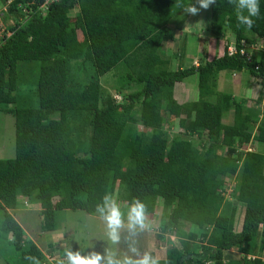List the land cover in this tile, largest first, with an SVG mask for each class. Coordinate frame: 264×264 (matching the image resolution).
I'll use <instances>...</instances> for the list:
<instances>
[{
    "label": "trees",
    "instance_id": "16d2710c",
    "mask_svg": "<svg viewBox=\"0 0 264 264\" xmlns=\"http://www.w3.org/2000/svg\"><path fill=\"white\" fill-rule=\"evenodd\" d=\"M29 1L12 0L6 15L15 18L12 34L0 44V106L12 113L15 130L14 157L0 159V238L9 237L15 264H33L28 257L45 264L47 255L23 236L14 216L20 198L37 205L41 230L55 233L56 211L100 216L97 205L112 193L126 203L124 219L134 201L146 215L161 201L156 235L173 232L178 243L159 264H264V151L246 149L252 141L264 144V50L260 60L256 51L252 60L225 52L171 68L161 50L188 17L175 4L191 0H60L47 11L36 0L25 13L19 3ZM259 2L248 29L228 0H217L210 6L211 35L222 39L227 28L239 48L242 40L264 43ZM31 60L40 61L35 101L18 106V62ZM118 67L125 70L121 98L101 82ZM225 70L260 78L256 107L218 91ZM191 75L198 76L199 98L178 102L176 84ZM131 83L137 88L124 92ZM172 118L181 132L164 127ZM229 176L232 201L222 187ZM236 204L244 209L239 230Z\"/></svg>",
    "mask_w": 264,
    "mask_h": 264
},
{
    "label": "rangeland",
    "instance_id": "374dc122",
    "mask_svg": "<svg viewBox=\"0 0 264 264\" xmlns=\"http://www.w3.org/2000/svg\"><path fill=\"white\" fill-rule=\"evenodd\" d=\"M196 0L192 3L195 4ZM198 7V5H196ZM7 4L4 0H0V16H2V22L0 25V44L5 36V29L8 26L14 24L15 18L6 19L4 17L7 12ZM75 15H72L74 18ZM210 17L211 10H201L198 15H188L186 19L182 21L181 29H174V38L168 40L163 44L161 53L165 57L171 58V68H178L181 65L190 66L200 64V60L203 57L212 59L215 56H219L224 53V46L226 43L232 44L235 42V35L226 28L225 36L222 39H217L211 35L210 31ZM202 22V23H201ZM199 23V24H198ZM186 25L192 27L185 29ZM172 26V25H171ZM174 26H172L173 28ZM185 29V30H184ZM10 34V33H8ZM186 34V35H185ZM186 36L187 51L184 58V62H181V58L177 56L179 54L182 44L185 41ZM260 45H264L261 41ZM260 47V46H259ZM261 48V47H260ZM261 53H258V57ZM40 67V61H20L18 62V84L16 89L17 102L16 105L30 106L35 101L36 82ZM123 67V66H122ZM125 73L122 68H115L101 77V82L107 92H110L114 97L121 98L122 95L118 93L121 81V75ZM232 71H222L218 76L219 91L233 92L236 94V98H246L248 100V106H257L256 99L261 87L260 78L254 77L251 74L247 76L251 80V85L248 89L243 90L238 87L242 82V75L238 74L232 76ZM123 79V78H122ZM254 85V87H253ZM137 88L134 83L124 91L127 92ZM242 90V91H241ZM175 98L178 102H185L188 100H197L199 98L198 88V76L191 75L185 81L177 83L175 87ZM215 97H213L214 99ZM26 103V104H25ZM259 106V105H258ZM10 107V106H9ZM231 111L225 113L222 118L223 123H227L230 120ZM177 118H172L171 122L164 125L165 128H169L171 133L181 132ZM138 131L143 130L141 127H137ZM14 117L12 113L6 110L4 105L0 106V159L12 158L15 155V135H14ZM197 144V141L194 140ZM253 150L264 151V144L251 142L248 145ZM224 185L222 186L225 193V198L232 201L234 196L231 194L230 189L232 180L234 177L222 178ZM235 181V180H234ZM221 187V188H222ZM219 188L218 190H220ZM110 197L120 206H125V202L112 193ZM21 205L15 210L14 216L17 221L23 227V236L26 240H33L39 248H41L46 255L45 264H66L65 250L71 249L72 251H79L81 255H89L92 252L104 254L106 251H112L116 254V258L122 259L125 255L133 256L130 252V246L135 247L140 257L144 253H149L152 257L157 259H164L167 247L176 245L177 237L173 232L167 231L164 233V238L159 239L157 232L159 229L158 219L162 209L161 201H158L155 212L152 215H146L147 228L144 230L137 229L133 234L125 226L120 230V242L113 244L107 235L106 223L100 216L86 213L83 210H58L56 211V217L59 223V229L55 233H45L40 228L41 216L39 215L37 205L27 204L24 202V198H20ZM124 213L125 209H121ZM235 229L239 230L243 219V207L241 204L235 206ZM125 225H127V218ZM2 221V212L0 211V224ZM9 237L0 238V264H15L17 256L12 254L10 248ZM227 254L232 257L241 256L236 249H230ZM50 255V256H48ZM252 256V255H251ZM133 256V258H140Z\"/></svg>",
    "mask_w": 264,
    "mask_h": 264
},
{
    "label": "clouds",
    "instance_id": "9594fccd",
    "mask_svg": "<svg viewBox=\"0 0 264 264\" xmlns=\"http://www.w3.org/2000/svg\"><path fill=\"white\" fill-rule=\"evenodd\" d=\"M216 3L217 0H196L195 4H193L191 0L187 5L177 2L175 6L181 8L185 15L195 16L198 15L201 10H208L210 6L215 5ZM228 3L234 6L238 23L251 29L254 26L253 18L258 17L260 14L259 0H228ZM196 5H198V7ZM190 27L192 26L186 25L185 29ZM258 41L260 40L255 41V43H258ZM226 46L228 47V43H226ZM263 50V47L254 50L256 51L259 60L262 58ZM225 52H227V49L226 51L224 49V53ZM258 53H261L260 57H258ZM234 182L235 181L232 180L233 184L229 185L231 186L230 192H232ZM223 194L225 195L224 192ZM96 211L106 223L108 230L107 235L113 244H118L120 242V230L125 226L133 234L136 233L137 229L142 231L147 228L146 208L145 205L139 201H134L128 208L127 225H125L124 214L122 213L120 206L115 200L107 195L103 198V203L97 205ZM129 250L133 256L140 257V254L135 247L130 246ZM65 256L67 258L66 264H159L158 259L152 257L149 253H144L140 258H133V256L125 255L122 259H118L116 258V254L112 251H106L104 254L92 252L85 256L81 255L79 251H72L69 248L65 250ZM27 259L32 260L33 264H39V260L35 257H28Z\"/></svg>",
    "mask_w": 264,
    "mask_h": 264
},
{
    "label": "built area",
    "instance_id": "2783aa9c",
    "mask_svg": "<svg viewBox=\"0 0 264 264\" xmlns=\"http://www.w3.org/2000/svg\"><path fill=\"white\" fill-rule=\"evenodd\" d=\"M58 1H60V0H44L41 4H39V7H40V9H42V10H44V11H47L49 8H50V6H51V4H53V3H55V2H58ZM12 2V0H9L6 4H7V9L5 10L6 12H7V14H8V12H9V5H10V3ZM34 4H37L36 3V0H30L29 2H27V3H23V2H21V3H19V7L20 8H22V11H24L25 13L27 12V11H32L33 9H32V5H34ZM7 14H5L4 15V17L7 15ZM2 16H0V25H1V22H2V18H1ZM9 19V18H8ZM5 31V33L9 36V35H11L12 33H11V31L10 30H8V27H7V29H5L4 30ZM8 33H10V34H8ZM4 38V37H3ZM262 48L263 46L262 45H260V44H258V43H255V42H253V43H249V42H247L246 40H242L241 41V48H239L238 46H237V43H236V41L235 42H233L232 44H228V47H227V52H228V54L229 55H233V54H236V53H239V54H241L242 56H245L248 60H252V58H253V52H254V50H258V49H260V47ZM199 64V63H198ZM197 64V65H198ZM257 68H258V66H257ZM252 148H250L249 146L247 147V150H251Z\"/></svg>",
    "mask_w": 264,
    "mask_h": 264
},
{
    "label": "crops",
    "instance_id": "0c3cea01",
    "mask_svg": "<svg viewBox=\"0 0 264 264\" xmlns=\"http://www.w3.org/2000/svg\"><path fill=\"white\" fill-rule=\"evenodd\" d=\"M238 74H240V75H242V82L238 85V87L240 88V89H244V88H249L250 86H252L251 85V80H249L248 78H247V76L249 75V73H246V72H244V73H237V72H233L232 73V76L233 75H238ZM181 83V82H180ZM253 87H254V85H253ZM219 88L220 87H218V91H219ZM241 90V91H242ZM220 92H223V91H220ZM234 96H236V94H233Z\"/></svg>",
    "mask_w": 264,
    "mask_h": 264
}]
</instances>
